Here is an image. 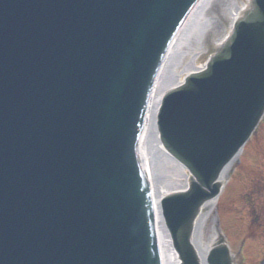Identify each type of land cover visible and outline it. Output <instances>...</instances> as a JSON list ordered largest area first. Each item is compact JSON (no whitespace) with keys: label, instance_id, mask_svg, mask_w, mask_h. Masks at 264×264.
I'll use <instances>...</instances> for the list:
<instances>
[{"label":"water","instance_id":"95a60500","mask_svg":"<svg viewBox=\"0 0 264 264\" xmlns=\"http://www.w3.org/2000/svg\"><path fill=\"white\" fill-rule=\"evenodd\" d=\"M194 1L0 0V264H159L132 148L164 50ZM150 100L137 148L144 172ZM24 105L60 107L70 123L35 120L10 135ZM263 111L264 0H255L159 112L164 146L192 175L186 193L162 201L181 264H197L192 221ZM209 263L229 264L226 251Z\"/></svg>","mask_w":264,"mask_h":264},{"label":"bare ground","instance_id":"6f19581e","mask_svg":"<svg viewBox=\"0 0 264 264\" xmlns=\"http://www.w3.org/2000/svg\"><path fill=\"white\" fill-rule=\"evenodd\" d=\"M248 0H200L193 8L175 37L164 65L156 80L150 100L147 138L145 174L150 185V199L154 215V229L161 264H178L179 258L172 244L171 237L165 227L160 211V199L172 192L187 187L188 175L163 148L156 129V115L163 93L177 86L188 73L199 69L197 63L210 45L208 33L213 34V42L223 40L231 24L241 15ZM217 7V13L213 9ZM228 18L230 25H224ZM240 152L224 168L219 177L223 186L233 162ZM217 199L205 203L194 224L191 244L200 264H205L209 250L215 245L218 233L208 227Z\"/></svg>","mask_w":264,"mask_h":264},{"label":"rangeland","instance_id":"374dc122","mask_svg":"<svg viewBox=\"0 0 264 264\" xmlns=\"http://www.w3.org/2000/svg\"><path fill=\"white\" fill-rule=\"evenodd\" d=\"M240 160L241 162L239 164ZM252 165L253 172H247ZM227 181L228 183L225 185L224 192L220 199L217 200L211 218L208 221V227L211 228V226L216 223L215 219L218 217V207V212L220 216H222L224 214H230V206L232 205L233 221L226 222L225 219L227 216H223L221 217V219H223L221 222L228 235L231 247L233 251L236 252L238 249L237 240L246 236L247 225L250 219L249 214L250 217H252L253 212L254 214H264V209H250L252 208L250 205L257 207L256 204H250L255 202H262L264 207V123L259 126L255 136L244 147L240 156L234 161L228 173ZM258 181L262 182L258 190L260 191V197L253 195L254 192H257L256 190L250 191L252 189V184ZM262 230H264V228ZM255 239L257 240L250 241L249 239L244 244V254L252 256L253 260L259 259L264 255V239L259 240L257 237Z\"/></svg>","mask_w":264,"mask_h":264}]
</instances>
